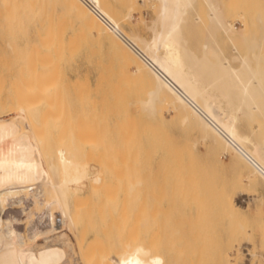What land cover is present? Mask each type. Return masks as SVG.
Returning <instances> with one entry per match:
<instances>
[{
  "label": "bare ground",
  "instance_id": "bare-ground-1",
  "mask_svg": "<svg viewBox=\"0 0 264 264\" xmlns=\"http://www.w3.org/2000/svg\"><path fill=\"white\" fill-rule=\"evenodd\" d=\"M64 1L57 21L54 0H0V206L7 203L19 212V233L10 236L0 210V264H63L58 261L66 253L63 246L73 244L67 228L76 235L83 264H181L190 243L215 228L206 218L212 207L227 212L225 228L233 226L226 229L220 258L225 254L229 264H257L255 249L247 252L253 254L249 263L229 254L249 241L250 201L245 205L218 188L217 199L209 202L200 187L206 167L193 147L187 151L172 142L163 116V110L172 109L186 130L198 132L196 142L208 141L213 156L217 148L231 152L252 183L264 186V56L258 50L261 41L250 39L249 23L237 28L224 14V0H204L205 40L195 48L185 30L198 0H158L149 38L106 14L93 19L85 0ZM193 18L203 21L197 11ZM104 41L117 61L114 75L100 71L95 85L79 76L72 81L60 76L66 54H75L83 43ZM242 43L248 46L245 53L239 51ZM131 64L136 70H128ZM51 123L58 130L51 137L57 145L49 139ZM77 158L85 163L63 171L62 163H79ZM146 169L153 175L149 170L144 175ZM143 189L153 190L145 249L131 234L133 198ZM87 198L97 199L103 219L91 213L93 218L80 219L74 208ZM118 198L124 200V211L118 209L124 213L122 227L119 216L110 217L106 209L111 203L117 209ZM251 199L260 211L257 196ZM139 201L134 207L143 209ZM179 205L197 218V223L190 219L196 227L183 241H177L180 229L161 220ZM164 233L170 235L169 247L159 241Z\"/></svg>",
  "mask_w": 264,
  "mask_h": 264
},
{
  "label": "rangeland",
  "instance_id": "rangeland-1",
  "mask_svg": "<svg viewBox=\"0 0 264 264\" xmlns=\"http://www.w3.org/2000/svg\"><path fill=\"white\" fill-rule=\"evenodd\" d=\"M54 1H55V9H54L55 12L53 11V13H54V17H56V20H57V19H59V12H61L62 9H64V7H66V5H65L64 0H54ZM90 1L92 2V6L88 5V7L91 10V14L93 16V19L97 20V18L99 16H101L102 14H106L113 21L127 22V24H126V28L128 27L127 29L133 28L134 30L139 32L141 35L148 37V38L151 37V35H152L151 26L153 25L154 20L157 16L156 14H157L158 0H90ZM222 2H223V0H222ZM48 5H50V3ZM223 5H224L225 16L230 21L234 22V24L237 28L243 27L244 21H247L249 23L250 33L252 34V35L250 34L251 35L250 39L253 41L254 40L261 41L260 42V45H261L260 48L261 49H258V50L264 56V51H263V49H264V0H224V2L222 3V6ZM195 10L197 11L198 14H200L202 16V18H203L202 22L201 21L196 22L194 20L193 16L196 14ZM195 10L192 11V13L189 17V23H190L189 25L191 26V28H189L190 26L188 27V25L186 26L185 35L188 38L189 45L197 48L198 44H199V46H201L202 41L205 40V39H203L205 37V30H206L205 24L208 22L207 5H206L205 1L204 0H198L195 4ZM64 15L71 20L73 19V21H74V22L72 21L73 23H79V21H80L77 17L74 16V14L69 13L68 11H66ZM57 16H58V18H57ZM69 29H70V31H68ZM71 29H72V27H70V26H69V28H67V31H68L67 33L69 35L71 34ZM82 45L83 46H81L78 49V51L75 52V54L74 53L71 55L66 54V58L64 57L65 58L64 61H61L62 66H61V70H60V76H62V74H63L64 78L65 79L70 78L71 79L70 81H72L74 78L79 76V77H82L83 79H85V78H86V80L88 79L89 83H91L92 85H95V82L97 80V76H98L100 71L103 70L105 75H107V76L108 75H114L115 72H117V68H118L117 67V61L112 60L108 42L104 41V42H101L99 44H95L94 46H90V47L86 46L85 43H83ZM247 48H248V46L246 44L242 43L239 51L242 53H245L247 51ZM229 54L231 55L233 53H229ZM111 61H112V64H109V63H111ZM263 62L264 61H262V64H264ZM131 65H133V66H128V70L129 71L136 70L135 64H131ZM81 86L83 89V87H84L83 84ZM78 89H79V87H78ZM80 89H81V87H80ZM81 91H83V90H81ZM132 108H133L132 110L135 111L134 107H132ZM163 111H164L163 116L165 119V126H166L165 129L169 133L170 139L172 140V142H174L180 148L183 147L187 151L193 147L196 158L206 167V169L204 171L206 173H208V175L206 176V178H204V180L203 179L200 180V185H201L200 187H203L204 195L206 196V194H207V198L209 199V202L215 201L214 198L217 199L216 196H217L218 188H219V190L225 189V191L229 197L236 198V200H238V201L240 200L245 205L247 202L250 201L249 209H247V211H246L248 214L247 219L249 222L251 221L250 222L251 232L249 234V239H248L249 241L243 242L242 246L235 245L229 251V254L231 256L233 255V257L235 256L239 262L245 261V262L249 263L252 259L250 260L247 258L253 257V254H251L252 256H250V254H248L247 252L252 251V250L254 252V249H255V253H256L255 258L259 259L257 264H264V223L262 225L261 221L259 220L261 218L262 222H264V186L261 185L260 183H258L257 181H256V183H252V178L249 177L250 174L248 173V171L245 170L244 168H242V166L236 165L233 163V155L231 152L230 153L223 152L220 148H217L216 156H213V152L211 151V147H210V144L208 141H203V142L197 141L196 142V139L199 137V134L197 131L192 132V131L186 130L185 123L179 119L178 115L172 109L163 110ZM54 124L55 123H51L49 125V127H52V128H49L50 132H48V133L52 134V132H53L52 135L49 134V139L52 140L51 144L57 145L56 142L58 143V141L55 142V140H53L54 136H56V134H55L56 131L58 132V130L55 128ZM259 133L260 132L258 131L256 134H259ZM51 137H53V139ZM204 143H206V144H204ZM185 146H187L188 149ZM77 159L79 161V158H77ZM80 159L81 160L79 161V163H77V161H76L74 163H69L67 166L64 163H62L63 171L68 172V170H70L71 168L74 169V168H77L78 166L79 167L82 166V164H84L85 161H84V163H81V162H83V160H86V159H83V158H80ZM155 166H156V162L154 161L153 167H155ZM68 167H70V168H68ZM150 169H152V168H150ZM150 169L144 170L143 173L145 171L149 170L153 175V170H150ZM209 174H211L212 176ZM144 175H145V173H144ZM152 175L150 177H152ZM239 176H241V177H239ZM152 180L153 179H151V181ZM220 185H223V186H220ZM207 187H209V189ZM221 187H223V188H221ZM212 189L214 190V192L212 191ZM143 190H141L142 195L140 194L138 199L133 198V203L135 202V204H133V208H132V210H133V223H132L133 231H131V234H132V239L134 237L133 241L135 243H138L141 239V241H140L141 244L144 245L146 243L145 245H148L149 239H150V237H149L150 230L149 229H151L150 225L152 226V223H153V221H152L153 214L151 213L152 217L150 214V212H151L150 198L153 197V195H152L153 192L151 194L150 191H153V190H150L149 192L146 191L145 189H143ZM253 195L257 196L259 206H260V211L257 210L256 203L254 202V200L251 199L252 197H254ZM261 197H262V200H261ZM140 198H141L140 201H142V202H143L142 198L145 199V202L147 201V203L144 204L145 208H144L143 204H141L142 202L139 201ZM176 198H178V197H176ZM78 199H80V198H78ZM78 199H76V200H78ZM81 199H84V198H81ZM87 199H89V198H87ZM121 200L122 201H120V199H119L120 203L118 202L119 203L118 205H117V202H115L114 205H116V207H117V209L115 208L116 210L113 207V203H111L112 205L110 204L111 206L109 205L111 208L110 211L112 213L109 211V209H110L109 206L106 207L107 215H109L111 217L112 214H115L114 217H116V219H117V216H119L118 218L121 219V221H120L121 223L119 222L120 224H118L119 225L118 227H122V220H123L122 218H124V215H123L124 213L123 212L121 213L120 210H118L120 208V209H122V211H124V200H123V198H121ZM83 201L81 200L79 202V200H78V208H77L78 210H76L77 205H75L76 207L74 208V211L76 213L78 211V215L81 217L80 218L77 215L78 218L82 219L84 217L83 219L88 220L89 218H93V216L99 217V215L97 214L98 211L96 208L98 206L97 199L96 198H93V199L90 198L89 200H86L87 201L86 203L84 202L85 204H82ZM138 201H139L141 208H143V209H140L139 207L138 208L134 207L136 205V203H138ZM95 202H96V204H95ZM145 202H143V203H145ZM93 204H95V205H93ZM6 205H8V204L7 203L4 204L3 207L0 206L1 212L2 213L4 212L3 213L4 217L7 219V221L4 224V231L6 232V234L8 233L7 235L14 236L15 234L17 235V233H19L18 228H17L18 225L16 224L19 212H16V210L14 212V209L11 208L12 207L11 205H8L7 207H6ZM89 205L90 206L92 205V207H90ZM82 206H84V208L86 206L85 209L88 212L85 209H82ZM87 206H89V208H87ZM101 206H103V205H101ZM136 206H138V205H136ZM8 207H10V209ZM94 208L96 210H94ZM100 208L104 209L102 207H100ZM89 209L90 210L92 209L91 212H89ZM137 209L138 210L140 209L139 212H137L138 211ZM144 209H145V211H144ZM58 210L60 212V209H58ZM80 210H81L82 214H80L81 213V212H79ZM141 210L143 212H141ZM84 211H86V213H84ZM222 211L220 209H215L214 207H212L209 210V212L207 213L208 217L206 216V218H207V221H208V218L210 220L208 222V224L213 222L212 224H214L215 228H212L211 230L208 231V233H207L208 236L206 235L207 238H205L201 235V237L199 239H197V241L191 240L193 242V243L191 242L192 246H190L191 243L189 242L190 245L188 246V248H189L188 252L186 251L187 249L184 251L186 253V255L184 254V257L182 256L183 254H181V256H182V260H180L181 264H229V262H227L228 261L227 255L224 254L223 257H221V258L219 256V251H222V249H223L222 248L223 243H224L223 241L225 240L226 235L229 233V230L226 233V229L231 227V225L229 227V224H228L226 226L228 228H225L224 224L227 222L228 219H230V217L227 219L226 218V217H228V215L226 214L227 212L224 213L225 212L224 211L223 213H221ZM94 212H96V213H94ZM134 212H136L135 215H134ZM144 212L147 215V222L145 219L146 215L144 214ZM184 212L185 211H184V208L182 207V205H179L176 207V209L170 210L169 214H168V212L167 213L164 212L165 214H163V216L166 215L168 217L164 216L165 218L164 217L161 218V220L163 219L162 222L164 221V224H167V225L169 224V226L174 225L178 229H180V232L177 234L178 235L177 241H180L179 239L184 237L181 239L183 241L186 238V235L190 234V232H191L190 230L195 229L196 223H197V218H195V216L190 217V216L186 215ZM83 213L85 215H83ZM90 213H91V215L93 214V216H90ZM117 213H118V215H117ZM119 213H121V217H120ZM95 214H96V216H95ZM170 214H172V215H170ZM59 215H60V213H59ZM88 215H89V217H88ZM139 215H141V216H139ZM144 215H145V218L143 219ZM225 215H226V217H225ZM12 216H13V218H12ZM209 216H211V218ZM15 217H17V218H15ZM103 217H105V215H103ZM103 217L100 216L99 218L103 219ZM136 218H138V220ZM194 218L196 219V223L194 221L195 220ZM141 219H142V222H141ZM190 219H194V220L190 221ZM221 219H224V220H221ZM136 220H137V222L140 221L139 224L136 223ZM199 220H200V218H199ZM149 221L152 223H148ZM175 221H177V223ZM108 222L110 223L111 219H109L107 221V224H108ZM6 223H7V226H5ZM215 223H216V225H215ZM221 223H223V224H221ZM110 224H108V225H110ZM61 225H62V222H61ZM261 225H262V227H261ZM7 227H9V230ZM232 228H233V226L231 227V229ZM15 231H17V232H15ZM10 232H11V234H10ZM66 232L68 233L71 241H73V244L71 247L63 246L66 253L60 254L58 261L63 262V264H83L82 263V256H81V253L79 250V246L76 243V237H75L76 235L73 233V230L70 228H67ZM145 232H146V234H145ZM164 235H165V237L164 236L160 237L159 241L161 243H164L167 247H169L171 244L170 235H167L165 233H164ZM201 238H202V242L200 241ZM42 241H43V239L40 240V242H42ZM144 241H145V243H144ZM221 244H222V247H221ZM145 245L142 246V247H144V249L147 247ZM245 247H247V248L249 247L250 250H248V249L246 250ZM251 247H253V249ZM201 250H202V253H201ZM224 250L225 249H223V251L221 253H223ZM238 251H239V253H238ZM240 251H241V253H240ZM238 256L240 259H238ZM242 257H244L245 259Z\"/></svg>",
  "mask_w": 264,
  "mask_h": 264
},
{
  "label": "built area",
  "instance_id": "built-area-1",
  "mask_svg": "<svg viewBox=\"0 0 264 264\" xmlns=\"http://www.w3.org/2000/svg\"><path fill=\"white\" fill-rule=\"evenodd\" d=\"M89 6H92V2L90 0H85Z\"/></svg>",
  "mask_w": 264,
  "mask_h": 264
}]
</instances>
